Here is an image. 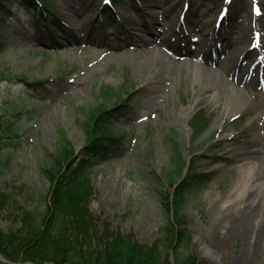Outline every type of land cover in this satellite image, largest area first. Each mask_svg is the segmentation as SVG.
<instances>
[{"label": "rangeland", "instance_id": "obj_1", "mask_svg": "<svg viewBox=\"0 0 264 264\" xmlns=\"http://www.w3.org/2000/svg\"><path fill=\"white\" fill-rule=\"evenodd\" d=\"M1 1L0 110L6 129L17 132L0 131L8 209L24 208L23 185L48 193L46 158L62 138L81 152L89 115L109 88L121 92L127 112L112 120L121 137L94 168L91 211L153 245L165 223L161 193L174 192L165 172L177 147L210 177L188 195V253L206 264H264V234L255 233L264 230V69L247 54L264 31V0H46L58 14L48 25L19 0ZM232 38L234 55L221 43ZM168 61L173 68L156 75ZM24 76L35 84L19 81ZM200 114L206 126L195 137ZM236 149L259 153L233 158ZM7 210L1 229L10 228Z\"/></svg>", "mask_w": 264, "mask_h": 264}, {"label": "trees", "instance_id": "obj_2", "mask_svg": "<svg viewBox=\"0 0 264 264\" xmlns=\"http://www.w3.org/2000/svg\"><path fill=\"white\" fill-rule=\"evenodd\" d=\"M23 4L44 15L46 0H22ZM49 13V12H48ZM3 45L0 43V49ZM26 77L19 81L31 86ZM121 92L101 90L102 103L89 115L85 126L86 145L77 155L65 138L56 154L49 155L41 167L51 188L45 195L23 185L25 206L18 213L9 210L11 191L0 187V213L7 210L10 228H0V255L11 262L33 264H206L188 253L191 240L186 209L193 185L209 181L183 160L179 148L172 149L165 179L174 186L172 195L161 193L165 223L160 238L151 246L141 244L133 235L114 231L90 209L94 196V167L118 143L120 135L112 120L127 112ZM118 99L114 101V98ZM203 114L193 120L195 137L205 128ZM7 130L1 117L0 131ZM9 164L6 157L0 170ZM180 179V181H178ZM11 193V194H10ZM14 193V192H13ZM6 208V209H5Z\"/></svg>", "mask_w": 264, "mask_h": 264}, {"label": "bare ground", "instance_id": "obj_3", "mask_svg": "<svg viewBox=\"0 0 264 264\" xmlns=\"http://www.w3.org/2000/svg\"><path fill=\"white\" fill-rule=\"evenodd\" d=\"M145 10H147L146 8L144 9V11ZM153 11V10H152ZM87 11L86 10H84L83 11V13L82 14H78V13H76L77 15H80V17H82V15H84V13H86ZM155 13V12H154ZM198 27V26H197ZM202 28V26H200L199 27V29L198 30H200ZM201 31V30H200ZM153 38L151 39V40H156V36H152ZM264 31L262 32V36H261V33H259V38H258V36H257V39H256V41H257V43H258V45L259 46H264ZM96 42V41H95ZM148 42H150V41H147L146 43L148 44ZM145 43V45H147ZM224 46H225V48L227 49V50H229V52L230 53H232V55H234V54H236V48H235V42H234V39L232 38V39H225V40H223L222 42H221ZM105 44H107V43H105ZM141 45H138V47H140ZM107 47H110V48H112L111 47V45L110 44H107ZM253 51H254V49H249V51H248V56H251V57H249V58H252V55H254V53H253ZM260 62H264V57L261 59V61ZM173 63H172V61H168V62H162V63H160L157 67H156V75H159V74H161V73H163L164 71H170L171 69L170 68H173ZM192 65H194V66H196L195 68H197L196 70H195V73H193L194 75H196V74H198V73H200L201 71H199V67H197L198 65H199V63L198 62H194V63H191V66ZM218 70L221 72V71H223L224 70V67L223 66H220V64L218 65ZM224 72V71H223ZM159 73V74H158ZM216 79V78H215ZM218 81V80H217ZM257 153H259V151H250V152H247V153H244V151L243 152H241V150L240 149H236V150H234L233 151V154H232V157L234 158H237V157H243L245 160H250L251 159V157L253 158V156L254 157H256L257 156ZM256 164L255 163H253V162H251V164L250 165H248V171H249V173L251 174V172L254 170V169H256ZM262 180H263V187H264V175H262ZM252 218L253 219H255V215L254 214H252ZM256 232V236H257V238H258V240L260 239V238H262L263 237V234H264V230H263V228H262V226H260L257 230H255ZM257 240V241H258Z\"/></svg>", "mask_w": 264, "mask_h": 264}, {"label": "water", "instance_id": "obj_4", "mask_svg": "<svg viewBox=\"0 0 264 264\" xmlns=\"http://www.w3.org/2000/svg\"><path fill=\"white\" fill-rule=\"evenodd\" d=\"M0 264H18V263H14V262H0ZM21 264V263H20Z\"/></svg>", "mask_w": 264, "mask_h": 264}]
</instances>
